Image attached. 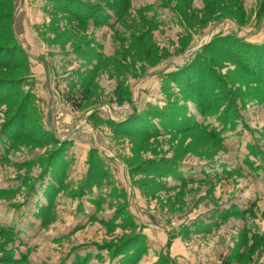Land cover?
<instances>
[{"label":"rangeland","instance_id":"rangeland-1","mask_svg":"<svg viewBox=\"0 0 264 264\" xmlns=\"http://www.w3.org/2000/svg\"><path fill=\"white\" fill-rule=\"evenodd\" d=\"M124 1L125 12L107 10L109 26L78 22L72 6ZM229 37L264 41V0H0V264H120L109 248L137 235V264H264V173L249 155L264 153V92L240 65L262 62L211 56ZM201 54L218 78L217 110L238 117L221 144L200 130L158 126L143 139L114 126L125 114L177 115L167 92L187 103L172 81ZM187 106L179 119L196 115Z\"/></svg>","mask_w":264,"mask_h":264},{"label":"trees","instance_id":"trees-1","mask_svg":"<svg viewBox=\"0 0 264 264\" xmlns=\"http://www.w3.org/2000/svg\"><path fill=\"white\" fill-rule=\"evenodd\" d=\"M120 4V3H119ZM124 7H118L117 2H111L110 5H107L104 3L101 5H94L92 6V9L86 8V7H74V12L76 16L78 17L77 21L80 23H83L84 25H101V24H106V25H112V21H114V14L119 15L120 12H125L129 4L127 1H124L122 3ZM107 10H110L114 12V14L111 16L107 13ZM87 19L89 22H87ZM86 20V21H85ZM228 39L230 41H227V43H223L222 45L216 46L214 43L213 45L209 46V53L211 56L215 58H222L226 59L227 56H234L236 61H244L248 60V52H251L253 56H256L257 60L262 62V68L260 70H253L251 73L249 72V68H245L241 63L240 65L242 68L245 70L246 75H250L252 78L254 77L257 83V89L264 92V41L261 44H251L248 42H244L242 39H237L236 37H229V38H224ZM234 41V43H232ZM232 45H231V43ZM246 50V51H245ZM81 55V52L78 53ZM206 56L198 55V57L195 59V61L191 64L186 65L184 69L181 71H178L179 73L175 75V78L173 79V83L176 84L177 90H179V96L177 97L178 99H182L183 101L187 102L184 105L178 106L174 97L171 98V94L169 92H172L171 90H168L167 96L169 101H168V108H172L176 111L177 115H169L166 113L164 110L158 111V110H148L145 115L141 113H133L128 117L124 122H122L120 125H114L117 126L118 130L121 132H124V136H129V137H136V138H143L147 139L152 136H157L160 134V131L157 129L158 126H163L162 128L164 129L163 132L166 134L169 133H184L187 132V130H200L205 133L206 136H208L211 140H215L218 142V144H221L222 142V134L227 132L229 129L234 127L233 120L237 119L238 117L234 115L233 112H230L228 109L226 110V107L224 110H221L219 113V107L220 104L215 103L216 98L211 99V95H213L215 92V87L217 85V76L215 73L212 71L211 64L206 63ZM213 62V61H212ZM204 64V65H203ZM251 67V65H250ZM201 68V69H200ZM200 72V73H199ZM249 72V73H248ZM225 88V86H224ZM7 91V90H6ZM225 92H227L225 90ZM223 93V92H219ZM175 95V94H174ZM216 95V93H215ZM176 96V95H175ZM5 97L0 100V102L4 101ZM172 100V101H171ZM66 102L68 105H71L74 107V109L77 111L81 108V104L78 103V100L74 99L72 94H67L66 96ZM228 102V100H227ZM187 104H191L196 112V115H189L187 119H179L180 113L185 114L188 113V106ZM231 107H233L232 104H230ZM178 112V113H177ZM196 116H199L201 118V121L197 119ZM215 117L216 120L218 121L217 124L219 125V129L217 128H211V124L207 121L208 119ZM156 118V119H155ZM154 120L157 121V123H154ZM106 121V120H105ZM183 122V123H182ZM131 125H133L131 128H129ZM173 126L174 129L171 130L169 129V126ZM115 128V127H114ZM3 135L0 136H7L5 133H2ZM40 135H44V132H40ZM48 135V133H47ZM50 135V134H49ZM4 137V139H5ZM10 139H17L18 136H9ZM2 143V140L0 141ZM67 144H70L71 142H66ZM67 144L65 146H61L63 149H58V152L54 154L56 157L58 154H63L61 157L62 160H64V156H66V148L68 147ZM251 149V154L250 156L257 157V165L255 169H258L264 173V153L258 152L256 147L249 146ZM94 154V153H93ZM54 159V157L52 158ZM261 159V160H260ZM93 160V159H92ZM91 160V161H92ZM249 160V159H248ZM247 162L249 163V161ZM99 164L102 163L101 161H98ZM169 162L168 164H178ZM262 162V165H261ZM95 161H93V164ZM165 164V163H164ZM255 163H250L248 164L250 167H254ZM260 164V165H259ZM157 165V164H156ZM154 164H149L147 168L149 169H154V170H159L163 169L166 171V169L172 171L173 173L177 174L176 171L172 167H158ZM50 168V167H49ZM144 169V168H143ZM60 170L55 171V179L52 177L51 183L47 186L48 193L46 194L47 197L53 198L57 195L59 192V189H56L53 186L54 180L59 178L61 175L59 174ZM64 171L61 173L63 174ZM176 178L178 180H183V175L181 176L180 174L176 175ZM203 181H200V183L208 180L205 177V174L202 176ZM95 181V178H92L89 183ZM184 184H187L184 182ZM16 189H9L7 192H12L16 191ZM227 212V211H226ZM228 213L232 215H242L245 212L242 211H233L230 210ZM223 213L218 214L219 216H223ZM2 230V229H1ZM3 231V230H2ZM8 234H12L13 232L10 229H6L4 231ZM141 237L143 239L142 235H137L131 237L130 241L125 242L124 244L120 245L119 247L116 248H109L111 250V257H117L122 260V258H126L124 262H121L120 264H137V261H139V255L135 254L133 252H141L144 248V243H142V240L138 242L139 238ZM123 248V249H122ZM134 249V251H132ZM122 250V251H121ZM114 252V253H112ZM128 252V253H126ZM126 253V254H125ZM133 253V254H132ZM127 255V256H126ZM88 258V257H87ZM87 260V259H84ZM83 260V261H84ZM156 264H159L157 262ZM223 264H229L228 262H225Z\"/></svg>","mask_w":264,"mask_h":264},{"label":"built area","instance_id":"built-area-1","mask_svg":"<svg viewBox=\"0 0 264 264\" xmlns=\"http://www.w3.org/2000/svg\"><path fill=\"white\" fill-rule=\"evenodd\" d=\"M63 117V115L61 114V113H57V112H55L54 113V118L58 121V120H60L61 118ZM126 118H128V117H126V114L125 115H120V116H115V118H113L112 119V122H117V121H125L126 120ZM75 129H72L71 130V132L72 133H75V131H74ZM72 135V134H71ZM68 140H71V137H68L67 138V141Z\"/></svg>","mask_w":264,"mask_h":264},{"label":"crops","instance_id":"crops-1","mask_svg":"<svg viewBox=\"0 0 264 264\" xmlns=\"http://www.w3.org/2000/svg\"><path fill=\"white\" fill-rule=\"evenodd\" d=\"M255 44H260V43H255ZM67 157V155L65 156V158ZM91 201H95V203H96V200L95 199H92Z\"/></svg>","mask_w":264,"mask_h":264}]
</instances>
